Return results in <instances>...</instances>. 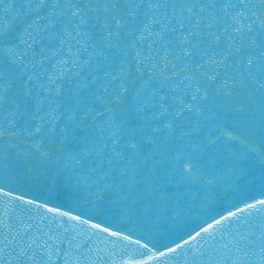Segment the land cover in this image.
<instances>
[{"label": "snow or ice", "instance_id": "snow-or-ice-1", "mask_svg": "<svg viewBox=\"0 0 264 264\" xmlns=\"http://www.w3.org/2000/svg\"><path fill=\"white\" fill-rule=\"evenodd\" d=\"M0 227V264H264V0H0Z\"/></svg>", "mask_w": 264, "mask_h": 264}, {"label": "water", "instance_id": "water-1", "mask_svg": "<svg viewBox=\"0 0 264 264\" xmlns=\"http://www.w3.org/2000/svg\"><path fill=\"white\" fill-rule=\"evenodd\" d=\"M26 223H35V220L32 221V222H28V221H25ZM8 223L12 224L13 228L14 229H23V231L21 232V236H23L24 239H27V235H25V233H28L29 235L33 234L35 232V230L33 229L31 232L29 231L28 228H26L24 226V224H20L18 221H15L14 219L11 220V221H8ZM39 227H43L45 231H48L49 229L47 228V225H38ZM84 230H87V226H83ZM0 231H3V232H7V229H3L2 227H0ZM15 234V232L13 233ZM35 234H38V233H35ZM77 239L79 240V237H77ZM109 239H114V238H109ZM93 243L88 245L87 242H86V239L84 240H79V242L81 244H85L86 246L84 247V252L86 254H88L89 256H91L92 259H97V257L95 255H93L92 253H88V247H93V248H96V247H100V248H103L104 245L103 244H99L98 241H95V238H93ZM61 247L63 248H66L67 247V242L65 241V243L63 245H60ZM18 250V249H17ZM106 252H107V249H106ZM105 252V254H106ZM105 254H101V255H105ZM81 260L83 259V256L80 257ZM73 259H75V257H73Z\"/></svg>", "mask_w": 264, "mask_h": 264}]
</instances>
